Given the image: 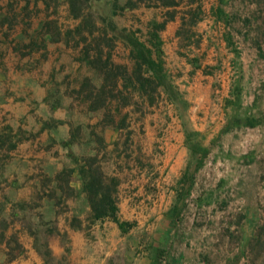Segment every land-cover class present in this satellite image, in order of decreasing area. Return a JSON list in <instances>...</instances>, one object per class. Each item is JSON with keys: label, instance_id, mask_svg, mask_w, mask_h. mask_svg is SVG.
Instances as JSON below:
<instances>
[{"label": "rangeland", "instance_id": "rangeland-1", "mask_svg": "<svg viewBox=\"0 0 264 264\" xmlns=\"http://www.w3.org/2000/svg\"><path fill=\"white\" fill-rule=\"evenodd\" d=\"M12 2L0 264H264V0H93L79 20L67 0ZM143 50L160 57L161 85L136 81ZM88 157L119 179L125 229L93 220L71 186Z\"/></svg>", "mask_w": 264, "mask_h": 264}, {"label": "trees", "instance_id": "trees-1", "mask_svg": "<svg viewBox=\"0 0 264 264\" xmlns=\"http://www.w3.org/2000/svg\"><path fill=\"white\" fill-rule=\"evenodd\" d=\"M3 0H0V5ZM13 0H8V5L12 7ZM25 2L24 10L30 7L33 2L35 6L39 3L44 5V11L48 12L52 7L58 4V0H21ZM93 0H67L69 13L75 19L79 20L85 18L90 10V3ZM182 3V0H126L124 8L136 9L141 5H161L162 7H177ZM113 5L116 11L118 7V0H113ZM2 8L0 7V11ZM116 13V12H115ZM5 19V18H4ZM0 16V24H5V20ZM143 47V46H142ZM144 48V47H143ZM145 49V48H144ZM134 57V53L132 54ZM153 51L149 50L145 52L144 50L138 54L137 66L139 67V74L136 81L140 83L143 87L150 86L151 84L163 83V78L159 73L158 64L160 57L155 58ZM135 57V58H136ZM146 71L143 72V69ZM153 74L150 75V73ZM143 72V73H142ZM144 100L149 102L154 99L155 94H150L145 92L141 93ZM97 98L106 100V94L101 97L96 95ZM1 138V137H0ZM4 140V139H3ZM3 140H0L2 143ZM5 143V141H3ZM18 142H9L7 151H13L16 149ZM77 169H71L72 175L77 174L78 179L82 184V193L86 195L88 205L90 207L91 215L95 221H103L107 218L113 219L117 222L121 229H125L128 223L119 221L117 217L118 213V188L120 185L119 179L116 176H109L104 171L97 157H88L78 162ZM0 226H5L8 228L9 225L0 220Z\"/></svg>", "mask_w": 264, "mask_h": 264}, {"label": "crops", "instance_id": "crops-1", "mask_svg": "<svg viewBox=\"0 0 264 264\" xmlns=\"http://www.w3.org/2000/svg\"><path fill=\"white\" fill-rule=\"evenodd\" d=\"M106 136L108 138V134L107 133H106ZM108 141L110 142V140H108ZM111 141H112V139H111ZM76 175H77L76 173L73 174V176L75 178L77 177ZM71 186L75 189V191L77 192V195L79 196V198L84 197V193H82V184L81 183L73 182V183H71ZM79 236L80 235L75 232V234L72 235V238L73 239H77ZM74 244L77 245L76 242ZM75 248H76V246H75Z\"/></svg>", "mask_w": 264, "mask_h": 264}]
</instances>
